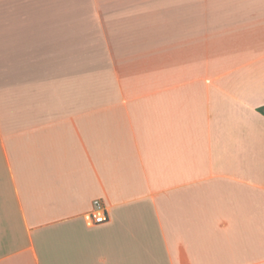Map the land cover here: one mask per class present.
<instances>
[{
	"label": "crops",
	"instance_id": "0c3cea01",
	"mask_svg": "<svg viewBox=\"0 0 264 264\" xmlns=\"http://www.w3.org/2000/svg\"><path fill=\"white\" fill-rule=\"evenodd\" d=\"M263 105L264 0H0V264H264Z\"/></svg>",
	"mask_w": 264,
	"mask_h": 264
},
{
	"label": "built area",
	"instance_id": "2783aa9c",
	"mask_svg": "<svg viewBox=\"0 0 264 264\" xmlns=\"http://www.w3.org/2000/svg\"><path fill=\"white\" fill-rule=\"evenodd\" d=\"M91 217L92 223L94 224L105 222L108 219L98 201L94 202V210L92 211Z\"/></svg>",
	"mask_w": 264,
	"mask_h": 264
},
{
	"label": "trees",
	"instance_id": "16d2710c",
	"mask_svg": "<svg viewBox=\"0 0 264 264\" xmlns=\"http://www.w3.org/2000/svg\"><path fill=\"white\" fill-rule=\"evenodd\" d=\"M257 110L264 115V105L260 106Z\"/></svg>",
	"mask_w": 264,
	"mask_h": 264
}]
</instances>
